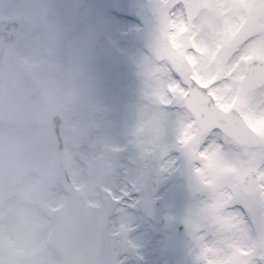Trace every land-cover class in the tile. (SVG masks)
<instances>
[{"label": "rangeland", "instance_id": "1", "mask_svg": "<svg viewBox=\"0 0 264 264\" xmlns=\"http://www.w3.org/2000/svg\"><path fill=\"white\" fill-rule=\"evenodd\" d=\"M222 1L227 5V20L231 28L237 20L241 19V13H239V4L241 0ZM259 1L264 2V0H245V8L248 10L254 3ZM68 5L71 8L77 9L79 0H73ZM44 8L46 9L43 11ZM57 10L58 8L56 6L51 4L47 5V0L37 4L36 7L31 9L28 1L0 0V17L12 16L21 21L22 29L17 48L19 57L25 61V58L30 56L32 57V62L36 61L39 63L38 60L40 57L38 53L43 51L45 52L44 57H46V60L40 61L39 64L35 65L37 66L38 72H43V69H45L47 73L57 72L60 69L66 74L70 72V75L66 76L67 83L60 82L58 80L60 77H58L57 74L50 87L43 81V83L41 82L45 93L49 97H52V103L55 106H59L65 118L67 117L65 128L61 129L60 133L55 135L49 128L43 127L39 129L32 128L31 130H20L17 128L16 133L13 128H11L13 124L10 125L11 127L7 126V128L4 129H1L2 126L7 124H0V163L2 160H5L4 164L1 163L2 167L6 172L10 170L13 172V166H16L14 164V159L21 158L22 172H25L24 178L29 177L25 179V181L31 180L32 183L30 185L35 184V189L33 187L25 188L24 186L19 189L17 196L13 198L15 200H10L13 203L12 209L0 207V218L3 219L0 223V244L4 242L6 243V247L11 250L16 249L22 253L17 260V264H59V258L55 253L53 254L50 250L45 249L44 252L41 251L45 236V233L41 231L44 229H35L33 232L35 236L29 244H26L29 241V237L25 239V249L30 250L31 248L32 251H37L34 254H29L25 249L21 250L23 244V237L20 238L21 233L23 229L28 230V219L30 220V224H35L42 220L40 210L38 211V205L40 208H46L61 201L62 194L60 193V185L63 183V175L58 170L60 167L66 169L67 162H71V168L68 169L69 175L72 176L76 183L83 185L81 190L92 197L97 196L95 188L89 186V178L92 175L91 172H96L95 170L103 172V174L109 172L105 171V164L107 161L104 157L107 156L105 153L108 149L117 147L113 141L114 120L127 119L128 125H131L141 119L140 115H145V119L147 115H149V127H170L172 123H175L179 126L178 132L184 131V128L180 126H184L186 131V124L181 113L163 111L158 107L159 100L163 99L162 94H160L158 90L143 93L140 88L138 96L131 95L130 91H127L129 87L125 83V74L123 72H120L123 91L117 93L112 89L111 81L116 70H107L106 74H103L101 70L98 71L97 69V66L101 67L100 64H94L88 58L89 56H87L90 38L96 27L91 21L87 25L81 21L82 24L74 23L69 26L72 29L74 28V31L71 42L68 44V50H66L65 54L60 58V62H54V64L50 63L47 59L51 56V53L54 54L56 50L55 47H57L58 43L61 41V39L58 38V34L61 32L58 30L56 24L52 23V17L57 15ZM53 12L55 15H53ZM77 17L78 16H76V18ZM213 25L214 24L211 23V30L213 29ZM254 26L258 35L253 42H251L249 53L264 58V13ZM60 28L62 33L65 32V27L63 25H61ZM201 29H203L202 24ZM230 44L231 43H228L229 47ZM204 56L206 55L204 54ZM214 64L217 65V63ZM143 66H141V68ZM218 66L222 67V71H219V73L224 72L228 68L227 65ZM39 67H41V69ZM235 69L236 68H233V70ZM151 70L154 72L155 68L150 65L149 70L147 69L144 73H152ZM87 72L89 74H87ZM156 76H160V74L157 75V73H153V78L151 79L144 77L149 79L148 81L143 80L145 88L147 85H152L151 82L154 81ZM93 77L95 78L94 80L91 79ZM41 78L45 79L44 76ZM161 83L164 85L163 81ZM65 84L67 89H64V93H60L61 86ZM231 84L232 87L230 89H224L220 97V101L224 106H228L233 99L231 91L234 83ZM158 88L157 86L156 89ZM81 89H86V96L91 101L92 105L90 102H86L88 106L85 108H79L77 106L79 102L75 100L73 95L77 93V90L79 91ZM98 89L101 90L99 91ZM72 92H74V94ZM116 95H119L118 107L121 109L118 114L115 113L113 108V101ZM141 99L147 101L149 106H142ZM124 105L129 106L126 111H122ZM234 106L244 115L248 123L263 136L264 86L248 94H240ZM158 110H160L161 113ZM76 115H78V117ZM77 120H79V122H77ZM88 121L90 122L87 123ZM93 121H97V124L94 123L89 127ZM103 124H105V126H103ZM141 124L142 123L138 121L137 127L133 128V131L139 129ZM88 127L89 132L86 131ZM18 130L20 131L19 133ZM171 130L172 128L166 132H171ZM72 135L75 136L77 140L75 139L76 141H74V143L69 141L66 143V140L69 138L71 139ZM162 141L165 142V140ZM28 143H38V147L41 149L39 157L35 156L31 158L30 155L26 156V149L28 150L29 147ZM76 143L84 145V147L77 149L79 145ZM221 146L218 144V134L213 132L210 134L208 145L200 154L202 169L207 170L212 163L215 179L219 177L221 173L215 171H221L220 167H223L222 162L219 166L218 161H216L217 159H221V161L224 160V167L226 171L230 172H243L248 167L252 166L258 168L260 192L255 197L243 198L244 210L242 213L238 212L236 209L235 212L234 210H227L229 208H227L225 204L228 202L227 204L230 205L236 199L225 198L227 197L225 195L226 191H223V193L220 192V196L217 198H211L208 204L209 211L214 209L213 218L219 225L218 232L220 234V240L227 243L228 246L234 248L243 256L251 252V248L246 250L243 246L249 241L253 245H264V143L261 145V149H249L243 150L242 152L233 150L230 147ZM61 148L62 151L64 148L66 149L64 150L66 154L63 156V159L61 155L58 157ZM192 153H194V150H192ZM47 156L50 157V161L52 162V169H50L51 166L47 161ZM110 157H112L111 154L109 155V158ZM68 159L70 161H68ZM210 159L211 161H209ZM88 171L89 175L87 176L86 172ZM49 173H52L53 181H57V187L54 186V183L53 186L50 185L52 180L48 178ZM102 175L99 174L98 176L102 178ZM39 176H41V178L36 179ZM93 176L94 175H92V177ZM110 177L111 175L109 173H105L104 178L107 181H110ZM37 192L38 195L36 196ZM239 203L241 204V202ZM18 218L19 221L17 222ZM9 219L12 220V225L10 227L5 224ZM15 228L17 231H15ZM238 237L240 241L238 244L234 245L235 239ZM203 250L204 255L209 260V264H230L234 258V255H225L218 246L204 245ZM174 256L170 254V258L172 259L180 257V255Z\"/></svg>", "mask_w": 264, "mask_h": 264}, {"label": "snow or ice", "instance_id": "2", "mask_svg": "<svg viewBox=\"0 0 264 264\" xmlns=\"http://www.w3.org/2000/svg\"><path fill=\"white\" fill-rule=\"evenodd\" d=\"M89 19L104 38L108 52L123 57L134 44V34L143 26L138 0H107L89 5ZM120 67L111 81L112 89L123 91ZM119 95L113 101L116 114ZM129 106H123L126 111ZM115 168L106 195L112 203V225L116 236L114 264H209L204 245L218 246L225 255H234L230 264H264V245L241 255L220 240L219 225L202 203L205 194L190 196L183 179V158L179 149L158 146L146 151L137 140L140 133L130 131L127 119L113 121ZM159 143V141L157 142ZM179 250L182 255L172 259Z\"/></svg>", "mask_w": 264, "mask_h": 264}]
</instances>
